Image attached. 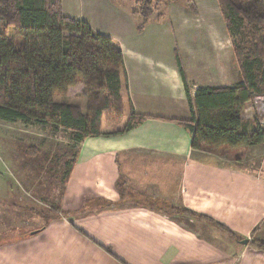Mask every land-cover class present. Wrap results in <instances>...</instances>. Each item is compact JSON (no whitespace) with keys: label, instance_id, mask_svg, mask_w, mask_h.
I'll return each instance as SVG.
<instances>
[{"label":"crops","instance_id":"1","mask_svg":"<svg viewBox=\"0 0 264 264\" xmlns=\"http://www.w3.org/2000/svg\"><path fill=\"white\" fill-rule=\"evenodd\" d=\"M216 1L165 2L166 13L163 8L143 20L133 0H61L65 17L86 22L121 51V94L147 118L129 132L80 148L60 189L31 176L41 166L52 171L57 149L31 152L26 134L9 141L24 142L21 147H2L0 166L19 173L26 187L15 183L23 197L5 202L11 188L0 173V264H264V251L250 244L264 243V164L252 171L242 165L264 144L239 147L237 155L225 147L193 150L189 133L176 124L191 119L176 55L191 97L198 87H231L240 80ZM249 107L241 117L252 132ZM36 191L57 200L65 214L39 215L36 229H15L17 216H33L25 195ZM171 207L205 215L248 243L203 220L168 215ZM10 234L13 239L4 240Z\"/></svg>","mask_w":264,"mask_h":264},{"label":"trees","instance_id":"2","mask_svg":"<svg viewBox=\"0 0 264 264\" xmlns=\"http://www.w3.org/2000/svg\"><path fill=\"white\" fill-rule=\"evenodd\" d=\"M133 1L134 12L146 20L158 5L176 0ZM217 3L233 39L240 80L231 87H198L191 97L176 55L191 113L190 120L176 124L189 133L190 147L194 150L264 144V131H246L241 117L254 96L264 95V0H217ZM8 29H13L20 38L19 47L7 36ZM80 81L88 97L84 112L77 105L54 102L55 96L64 95ZM123 84L121 51L109 37L94 33L86 22L65 17L61 0H0V121L48 123L70 131L75 144L89 137L117 136L147 118L135 114L130 101L124 100ZM125 106L129 116L124 129L103 134L104 123L123 120ZM76 158L77 153L73 164ZM173 210L214 224L207 217ZM216 225L237 243L244 240ZM250 244L264 251L263 242L253 240Z\"/></svg>","mask_w":264,"mask_h":264},{"label":"rangeland","instance_id":"3","mask_svg":"<svg viewBox=\"0 0 264 264\" xmlns=\"http://www.w3.org/2000/svg\"><path fill=\"white\" fill-rule=\"evenodd\" d=\"M216 4L218 5L217 1H216ZM163 5L164 4L160 5V8H158L157 10L155 8V10L153 12L155 13V11H156V14H158L159 12L161 13L162 9L164 8ZM164 11L166 13L167 8H164ZM168 14L164 15L163 21H165V18H166V16H168ZM7 36H9V39L11 40V42L16 47L20 46L21 40H19L20 38L17 37L13 33V29H8ZM240 41H241V38L240 37L237 38V42L240 43ZM87 99H88V97L85 95V86L80 81V82H78V84L76 86L69 88L64 95L55 96L54 102L58 103V104L77 105L84 112ZM248 106H250L249 108H251L253 110V119H254L252 121L253 122L252 127H250V128L260 129V130L264 131V126L259 125L257 122L258 116L255 113V110H254L255 107H254L253 102L251 101L250 103H248L246 105V107H248ZM244 111H247V109L246 110L244 109L242 111V115H243ZM128 116H129V110L124 108L123 120L120 123H104L103 134L123 130L125 125H126V122L128 120ZM258 120H259V118H258ZM140 125H138V126H140ZM137 127H135V128H137ZM169 129L175 130L172 126L169 127ZM166 130H168V129L166 128ZM175 131L177 133V130H175ZM169 132H170V134L175 135V133L173 131H169ZM23 134L28 135L30 137V139L32 140V142H31L32 146L30 148H27L31 152H33L34 150L36 151L38 148H44V150H52V149L58 150V155H57L58 161H56L57 165L52 169V171H50V172H47L46 170L44 171L43 168L46 169V167L41 166V167L36 168L35 170H32L31 176L37 182H39L40 185L41 184H47L49 186L52 185V187H54L55 184L57 183V187L59 189L62 186L65 187V184L67 182V180H64V179H66L65 173L69 170L70 166H72V168L74 167L75 164H73L72 162H73V158H74L75 154L78 152V150H80V148H82V147H85V145H88L90 142H93L92 140L102 138V137H89V138H86L85 141H82L80 144H75V142L73 140L74 139L73 134L70 131L64 130L60 127H54L48 123H39V122L23 123L20 121H17L14 123H8V122L0 121V149L2 147L7 148L9 144L18 145L19 147H21V144L24 145V142L16 144V143L9 142V141L13 140V139L15 140V139H17L16 138L17 136H20ZM167 134H168V131H166L165 133H163L161 135L165 136ZM104 138H109V137H104ZM99 149H104V148H99ZM227 149H233L231 152L234 155H237L240 153V151L237 150L239 148H227ZM251 152L252 153H250L248 155V158H249L248 162L243 163L242 165L248 166L249 170L252 171L254 168H256V167L259 168L261 164H264V161H262V159H264V147L258 148L256 150H251ZM252 159H254V160H252ZM72 168H71V170H72ZM10 171L14 175H12L9 171H6V169L3 166H0V173L2 175L1 180H3L4 183L6 181L7 184L9 185V187L11 188V191L9 193H7V198L4 199L5 202H8V203H10L13 200L14 194H17V195L23 197L20 193L19 187H17L15 185V183L22 186L23 188L26 187V184H25L24 180L22 179L21 175H19V173L15 172L14 170H10ZM263 171H264V166H263ZM257 172L260 173V169H258ZM261 173L264 174V172H261ZM263 174H261V175H263ZM13 176L16 178L17 181L15 180V178H13ZM11 192H13V193H11ZM25 198L27 199V201H29L31 209H33V211H34L33 212L34 214L31 218H29L30 216H27L28 218H23L21 216H17L16 217L17 227L15 229L27 230L28 227L32 228V229H36L38 227V224L43 222V219L39 215H54V214H61L62 215V214H65V212L62 213V209L59 206V204H58V206H56V202L59 203L57 200L54 203V201H51L50 197L42 196L40 191L34 192L31 197L25 195ZM16 199H19V198L16 197ZM35 200L37 202H35ZM17 204H19L18 200H17ZM58 207H60L59 210L56 209ZM173 209L185 210L183 208L171 207L168 215L170 214L171 216H178V215L179 216H181V215L188 216V215L180 214L179 212H177L178 210L176 211ZM191 213H193V212H191ZM193 214L206 217L205 215H202V214H196V213H193ZM189 217H191V216H189ZM34 218L39 219L38 223L34 224V225L33 224L29 225L30 223L35 222ZM194 218H196L197 220H203V221L207 222L206 220L198 218V217H193V219ZM207 218H209V217H207ZM209 219L212 220L211 218H209ZM212 221L214 222V220H212ZM207 223L214 225L216 228H218V230L222 231L216 225V224L220 225L219 223H215V222H214V224L212 222H207ZM185 226H187L190 229L194 228V227H189L188 225H185ZM22 233L23 232H21L20 234L22 235ZM223 233L225 235L229 236L227 233H225V232H223ZM16 235H18V233H16ZM16 238H18V237H16ZM11 239H13V235L10 234V236L8 238H5L4 240L11 241Z\"/></svg>","mask_w":264,"mask_h":264},{"label":"built area","instance_id":"4","mask_svg":"<svg viewBox=\"0 0 264 264\" xmlns=\"http://www.w3.org/2000/svg\"><path fill=\"white\" fill-rule=\"evenodd\" d=\"M252 102L255 107V113L259 118V120L257 118V122L259 125L264 126V95L254 96Z\"/></svg>","mask_w":264,"mask_h":264},{"label":"water","instance_id":"5","mask_svg":"<svg viewBox=\"0 0 264 264\" xmlns=\"http://www.w3.org/2000/svg\"><path fill=\"white\" fill-rule=\"evenodd\" d=\"M247 243L248 242L246 240H243V241L240 242V244H242V245H247Z\"/></svg>","mask_w":264,"mask_h":264}]
</instances>
